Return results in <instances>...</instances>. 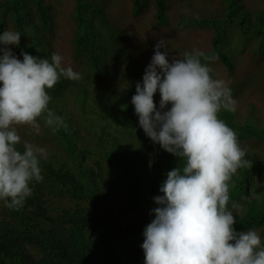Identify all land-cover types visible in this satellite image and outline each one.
Listing matches in <instances>:
<instances>
[{"label": "trees", "instance_id": "obj_1", "mask_svg": "<svg viewBox=\"0 0 264 264\" xmlns=\"http://www.w3.org/2000/svg\"><path fill=\"white\" fill-rule=\"evenodd\" d=\"M264 0H0V32H20L21 51L50 59L81 74L61 78L48 90L49 108L66 128L43 120L37 133L16 125L24 141L42 147L43 181H32L24 207L0 202V264H144L143 230L154 218V197L165 174L183 161L154 144L139 126L131 98L163 39L169 59L199 50L212 62L237 101L218 114L246 151L248 165L230 181L229 209L237 231L255 229L264 244ZM211 35L197 38V31ZM258 39V40H257ZM240 51L252 41L259 61L228 79ZM2 47V46H0ZM238 48V49H237ZM164 51V49H161ZM215 59V60H216ZM250 60V59H249ZM224 70L225 78L218 76ZM227 73V74H226ZM160 94L154 95L159 107ZM152 166L149 167V161Z\"/></svg>", "mask_w": 264, "mask_h": 264}, {"label": "clouds", "instance_id": "obj_2", "mask_svg": "<svg viewBox=\"0 0 264 264\" xmlns=\"http://www.w3.org/2000/svg\"><path fill=\"white\" fill-rule=\"evenodd\" d=\"M21 33L0 32V202L11 210L24 207L32 195V181L41 182L44 148L23 142L16 125L37 133L38 119L53 131L66 128L63 117L49 108L50 89L61 78L81 79L63 57L50 59L21 51ZM164 49V51H161ZM216 58L202 51L169 59L163 39L136 83L131 98L139 126L154 144L183 161L165 174L151 209L154 218L143 230L144 264H264V244L255 229L237 231L229 209L230 181L248 165L236 132L220 119L221 110L235 112L237 101L224 79L214 78L209 63ZM159 92V107L154 95ZM149 161V167L152 166Z\"/></svg>", "mask_w": 264, "mask_h": 264}, {"label": "rangeland", "instance_id": "obj_3", "mask_svg": "<svg viewBox=\"0 0 264 264\" xmlns=\"http://www.w3.org/2000/svg\"><path fill=\"white\" fill-rule=\"evenodd\" d=\"M257 1H259V0H257ZM260 8L264 10V4ZM197 33H198L197 38L201 34L202 35L200 36V38H205V37L210 36L212 31L210 29H206V30H202V31H197ZM259 44H260L259 41L256 45H255V42L252 41L249 45H246L247 48H245V50L240 51L241 46H244L245 44H244V42L236 40L235 45H237V47H239V52H238L239 63H238V67H237L235 73L233 74V76H229L226 73L228 79H230V78L239 79V78L246 76V72H247L246 70H250V68L248 67L249 62H247V61H259V55H257V54L255 55L256 47ZM212 63L214 65H216L219 69L222 68V65H221L219 60L216 59V60L212 61ZM220 72L221 73H219L218 76L225 78L224 70H221Z\"/></svg>", "mask_w": 264, "mask_h": 264}]
</instances>
